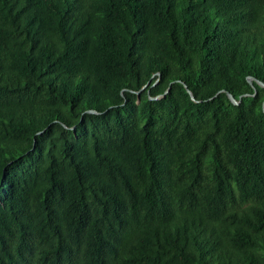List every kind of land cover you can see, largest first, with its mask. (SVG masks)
<instances>
[{"label":"trees","instance_id":"16d2710c","mask_svg":"<svg viewBox=\"0 0 264 264\" xmlns=\"http://www.w3.org/2000/svg\"><path fill=\"white\" fill-rule=\"evenodd\" d=\"M258 82L264 0H0V264H264Z\"/></svg>","mask_w":264,"mask_h":264},{"label":"water","instance_id":"95a60500","mask_svg":"<svg viewBox=\"0 0 264 264\" xmlns=\"http://www.w3.org/2000/svg\"><path fill=\"white\" fill-rule=\"evenodd\" d=\"M252 80H253L252 78L249 79L250 83L252 82ZM258 84H259L261 87L264 88V84H263V83L258 82ZM170 88H171V87H169L168 91H167L163 96L157 97V98H155V99L157 100V99H160V98L164 97V96L170 91ZM188 93L191 95L192 100L196 101L195 98H194V96H193V94L191 93L190 90H188ZM228 96H229L231 102H232L234 105H239V104L241 103L242 98H241L239 101H237V100H236L231 94L228 93ZM196 102H197V101H196ZM263 110H264V104H263Z\"/></svg>","mask_w":264,"mask_h":264}]
</instances>
